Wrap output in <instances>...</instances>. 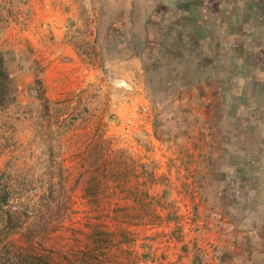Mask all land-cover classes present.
Instances as JSON below:
<instances>
[{
	"label": "rangeland",
	"instance_id": "1",
	"mask_svg": "<svg viewBox=\"0 0 264 264\" xmlns=\"http://www.w3.org/2000/svg\"><path fill=\"white\" fill-rule=\"evenodd\" d=\"M79 1L0 0L9 76L0 94V264H225L214 214L227 199L259 196L244 178L255 166L264 175V0H175L189 5L180 28L217 35L219 46L206 34L198 49L215 73L207 84L184 65L170 74L140 61L129 87L110 49L91 52L93 61L82 54L92 33L97 45L110 37V5L99 31ZM132 2L133 49L142 9L148 2L152 12L155 0ZM162 12L151 24L167 25L159 38L176 53L182 14ZM66 48L75 64L66 65Z\"/></svg>",
	"mask_w": 264,
	"mask_h": 264
},
{
	"label": "crops",
	"instance_id": "2",
	"mask_svg": "<svg viewBox=\"0 0 264 264\" xmlns=\"http://www.w3.org/2000/svg\"><path fill=\"white\" fill-rule=\"evenodd\" d=\"M81 1L85 3L86 7L96 13V16L98 15L97 30L100 29L98 20H100L99 18L101 17V12L104 10L105 3L110 5V9L114 13L111 23L108 25L110 37L107 38L106 34H102L101 37L98 36L100 39L98 41L99 45H97L94 33H92L93 36L86 40L87 45L84 46L82 54H88L87 57L92 59L91 52L96 51L97 53L98 51L104 53L105 49H110V62H113L111 64L117 67L119 71H122L117 76L120 79L119 81H122L127 87H129L132 70L136 72L135 74H141L140 61L144 58L142 56L155 50L156 41L161 40L159 38L161 33L162 36H165L164 31H166L165 27L167 25L163 26L164 28L162 29L154 26V22H156L155 17H158L156 12L160 11V9L163 10V17L161 14L159 16L166 20L170 19L168 16L170 13L182 14L181 10L177 12V2L175 0H155V7L152 9V12L149 10L150 4L147 2L146 7L144 6L142 9L143 18L145 17L144 35L141 42L134 44L132 49L131 41L135 40V38H132V30L130 31L131 24L128 23L132 18V0H95L93 4L91 0H80L79 2ZM170 1L175 2L176 10L168 7ZM152 22L154 23L153 25L151 24ZM134 27L135 24H133V29ZM151 29L160 32L158 36L156 35L157 37L150 34ZM68 51L69 49L66 48L64 52V55L70 57L71 61L66 64L67 66L75 64L77 61L72 56V53ZM136 53H139V55H136ZM114 62L119 63L116 65ZM260 173L263 172L259 169L252 172L251 181L249 182L252 191L258 193L260 188L261 194L259 196H252L249 199L240 198L234 202L227 199L225 203H219L224 204L222 205L224 207H220L223 211L220 209L222 212L219 210V212L214 214L218 217L220 216V219H222L221 221H216L219 223V229L216 234L218 246L221 248V251L230 255H228L229 260L225 264H264V175H260ZM241 182L244 183L243 180ZM234 204L235 206L232 208ZM230 240H232V243ZM185 264H192V262H186Z\"/></svg>",
	"mask_w": 264,
	"mask_h": 264
},
{
	"label": "trees",
	"instance_id": "3",
	"mask_svg": "<svg viewBox=\"0 0 264 264\" xmlns=\"http://www.w3.org/2000/svg\"><path fill=\"white\" fill-rule=\"evenodd\" d=\"M176 9L177 12L178 10L182 11V15H179L178 18L173 22L174 28L176 30H178L177 32V39L179 40V42L183 45V47L181 48V44L177 45L176 43L175 45V50H177L176 53H173V50L165 47V44H162V40H158L156 41V48L154 51L150 52L147 55H144L142 57H144L141 62L145 63L143 65L144 69H149L151 68L152 70H158L159 68L161 69V66L164 65V67L170 66L171 69L169 70L172 74L175 72V74L178 71V67L181 69L182 65H184L185 71L189 74L193 76L194 79V75L198 74L199 75H203L205 76V82H207V84L209 83V81L211 80V76L213 73H215V65H212V61L213 59L209 58V56H199V43L203 42L202 41V36H206V34H209V36L212 37V39H216L214 42L213 40V46L217 47L219 46V42H218V37L217 35H215L214 33H211L209 30L204 29L205 27L203 26L200 30H196L194 27L191 26L190 29L185 30V28H180L182 25L183 21H186L187 19V10H188V6L184 5L183 2H179L176 1ZM175 14V13H173ZM169 18L172 16L171 13L168 15ZM184 16H187L186 18ZM165 19V18H164ZM187 23L189 25V18L187 19ZM174 30V29H173ZM164 34L166 35V31H164ZM194 35L197 36V39H194ZM211 41L210 40H206L204 43H209ZM183 52H186L187 55L186 57H184V55L182 54ZM166 53H169L170 56H165ZM139 55V53H136V55ZM141 54V53H140ZM8 54L7 53H2L0 52V94L3 91H8L7 90V82L9 80V76L7 73V69L5 68V62L7 60L6 56ZM164 62H166L164 64ZM174 74V75H175ZM191 82V80H189ZM178 86L181 88L185 87V83H183V80L178 82ZM181 92V91H180ZM180 92L177 93V95L180 94ZM259 93H261V91H259ZM232 118V116H231ZM253 137V136H251ZM246 147V143L243 144ZM243 148V151L246 148ZM242 150V149H241ZM240 153L242 151H239ZM245 152V151H244ZM257 156V155H256ZM259 169L257 166H255V170ZM240 170H238V172H240ZM251 172V171H250ZM253 172V171H252ZM251 172V173H252ZM250 173V175H251ZM248 177L244 178V180H248V182L251 181V176L249 178V173L247 175ZM243 180V181H244ZM243 183V182H240ZM0 211H1V204L3 202H5L6 197H7V192L4 191V189L0 190ZM6 203V202H5ZM16 261H20V263L23 262L22 258H17L16 257ZM23 264H31L28 260H24ZM33 264V262H32ZM35 264H39V262H35ZM192 264H202V262L200 263V259H198L197 257L194 258V260H192Z\"/></svg>",
	"mask_w": 264,
	"mask_h": 264
}]
</instances>
